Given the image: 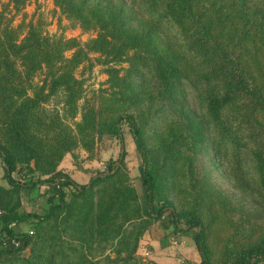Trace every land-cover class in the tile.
<instances>
[{"label":"trees","instance_id":"obj_1","mask_svg":"<svg viewBox=\"0 0 264 264\" xmlns=\"http://www.w3.org/2000/svg\"><path fill=\"white\" fill-rule=\"evenodd\" d=\"M9 1L17 8L26 0ZM134 1L152 19L150 25L133 28L121 0H96L95 4L89 0H53V3L85 29H96L90 45L93 50L128 64L123 82L119 79L116 83L122 95L128 90L132 92L136 81L150 78L160 86L169 107L190 132L188 139L203 143L200 121L188 107L183 87L186 78L214 125L215 146L230 143L253 158L259 177L256 192L264 210V0H227L225 4L219 0L211 8L215 14L212 18L205 16L208 11L204 3L208 0ZM227 26L232 28L234 37L238 35L236 45L228 49L220 40ZM156 30L170 35L177 57L157 50ZM244 42L253 47L252 62L247 59L245 44L241 46ZM61 56V41L40 36L33 28L19 42L12 39L0 42V157L8 184V187L0 185V264H139L136 255L139 240L153 222H161L164 217L167 218L164 228L170 225L194 240L201 255L199 264H211L208 226L202 220L199 199L193 197L188 209L176 210L165 193L168 185L175 184V166L186 157L181 150L186 138L179 131L171 133L169 143L149 145L157 116L152 117V122L136 121L131 114L124 116L140 159L139 189L130 184L122 187L115 212L135 205L136 219L124 227L81 237L83 226L91 218V192L113 182L119 169L108 167V171L79 185L68 174L41 164L39 141L31 131L33 110L60 88L66 94V104L73 110L77 95V80L72 74L52 72ZM260 61L262 70L256 75ZM43 65L50 70L48 81L29 94L25 82ZM159 112L163 110L156 107L153 115ZM121 119L107 124L105 132L120 136ZM50 128L59 148L71 152L79 139L87 148L89 134L101 129L97 112L89 107L76 123L78 138L58 117L50 122ZM50 154L53 160L60 157L57 150ZM122 159L118 157V161ZM42 170L44 179L39 174ZM15 171L21 173V180L12 178ZM242 179L238 177L241 188ZM40 185L51 192L47 212L38 215L21 209V192L25 189L30 192ZM66 194L71 195L72 202L80 201L88 207L81 218L69 219L67 215L60 218L63 211L67 212ZM23 222L30 225L32 235L15 228ZM228 242L222 264H257L264 260V236L248 242L237 237L232 244ZM25 249L27 255L23 254Z\"/></svg>","mask_w":264,"mask_h":264},{"label":"rangeland","instance_id":"obj_2","mask_svg":"<svg viewBox=\"0 0 264 264\" xmlns=\"http://www.w3.org/2000/svg\"><path fill=\"white\" fill-rule=\"evenodd\" d=\"M122 1L133 28L150 25L152 19L140 10L134 0ZM218 1L208 0L204 3L208 11L205 15L207 18L215 15L211 8L217 6ZM226 1L222 0L223 4ZM89 2L95 4L96 0ZM31 28L40 36L61 41L62 56L53 66L52 72H68L77 80L73 110L66 104V94L61 88L33 110L31 131L39 141L41 164L68 174L79 185L87 184L91 177L108 171V167L119 169L113 182L101 185L91 192V218L87 226H83L81 237H90L98 231L102 233L121 225L124 227L137 217L138 207L135 205L115 212L122 187L130 184L139 189L140 159L129 124L124 118L127 114H131L136 121L145 122H152V117L157 116L158 121L148 139V144L152 147H157L162 142L169 143L172 139L171 133L182 131L186 138L181 148L186 157L175 166V184L168 185L165 193L176 210L188 209L193 197L199 199L202 220L208 226L211 264H222L224 246L231 237L229 244L237 237L241 242H248L264 236V210L256 192L259 189V177L253 158L244 149H237L230 143L215 146L214 125L201 108L196 92L186 78L183 79V87L188 107L200 121L203 143H194L188 139L190 132L183 127L178 114L169 107L160 86L150 78L136 81L132 84V92L128 90L121 94L122 90L116 83L119 79L123 82L128 64L113 61L91 48V40L97 34L95 28L85 29L77 19L67 17L54 5L53 0H26L17 8L9 0H0V42L7 43L10 39L19 42ZM231 29L227 26L220 37L226 49L231 48L230 45L235 46L238 40V35L234 37ZM243 44L248 51L247 59L252 62L253 47L244 42L242 48ZM155 45L159 51L178 56L170 35L162 30H156ZM259 59L260 56L255 62L257 66ZM182 65L189 73V69ZM251 68L256 70L257 67ZM259 69L256 70V75L262 70L261 61ZM49 71L43 65L25 82L29 94H33V91L48 81ZM87 107L97 112L101 129L89 134L87 148L77 139V145L72 152L60 149L51 131L50 122L60 118L78 138L76 123L81 120ZM156 107L163 112L153 115ZM119 117H122L119 122L121 137L106 133L107 124ZM56 150L60 157L53 160L50 153ZM118 157L123 159L118 161ZM30 164L33 167V162ZM39 174L41 179L46 177L43 170ZM238 177L243 178V188L238 183ZM12 178L21 180L22 175L15 171ZM0 185L8 187L3 177L1 157ZM50 195L51 192L44 185L35 187L30 192L25 189L20 196L21 209L43 215L49 208L47 199ZM65 200L64 210L67 212L63 211L60 218L64 219L66 215L69 219L81 218L82 211L88 209L80 201L72 202L69 194H66ZM166 219L164 217L161 222H153L139 240L136 251L138 263L199 264L201 255L194 240L179 230H173L170 225L164 228ZM15 228L23 234L33 233L26 222L17 224ZM27 253L28 249L23 250V254ZM257 264H264V260Z\"/></svg>","mask_w":264,"mask_h":264},{"label":"built area","instance_id":"obj_3","mask_svg":"<svg viewBox=\"0 0 264 264\" xmlns=\"http://www.w3.org/2000/svg\"><path fill=\"white\" fill-rule=\"evenodd\" d=\"M6 243L5 242H3V245H5ZM15 244H16V242H15Z\"/></svg>","mask_w":264,"mask_h":264}]
</instances>
